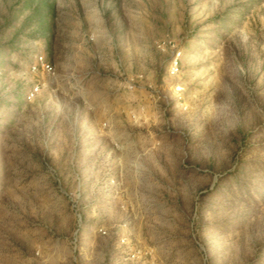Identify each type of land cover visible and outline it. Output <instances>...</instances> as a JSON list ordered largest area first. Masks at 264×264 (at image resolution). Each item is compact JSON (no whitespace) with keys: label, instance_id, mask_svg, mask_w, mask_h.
<instances>
[{"label":"rangeland","instance_id":"374dc122","mask_svg":"<svg viewBox=\"0 0 264 264\" xmlns=\"http://www.w3.org/2000/svg\"><path fill=\"white\" fill-rule=\"evenodd\" d=\"M0 264H264V0H0Z\"/></svg>","mask_w":264,"mask_h":264},{"label":"built area","instance_id":"2783aa9c","mask_svg":"<svg viewBox=\"0 0 264 264\" xmlns=\"http://www.w3.org/2000/svg\"><path fill=\"white\" fill-rule=\"evenodd\" d=\"M28 70L30 71V73H34V74H40V75H50L52 77L56 76V67L55 64L48 59V57L39 52L34 56V59L32 61V63L30 64ZM178 71V59L176 58L175 61L172 63L171 65V73L175 74ZM45 83H34L31 88H29V90L27 91V98L29 100H33L36 98L37 94L40 92L41 88L44 87ZM104 178L109 180V186L110 188H108V190L110 191V193H113L115 191L114 189V185H115V180H114V174L112 175L110 172H108L106 175H104ZM82 191H80V187H78L76 189V191L73 194V197H71L70 195V207L75 210V211H80L81 210V197H82ZM82 215L81 213L78 214L77 217V228L75 230V234H79L81 227H82ZM122 227L125 226L124 225H120ZM99 234H101L102 236H107L108 235V229L105 228L104 226H101L98 229ZM125 234V233H124ZM118 238L120 240V242L123 244V246L125 247V249L127 250V259H140L141 257H143L144 255L147 254V252H143L142 249H137L134 248L130 245V241H129V236L127 235H122L119 236L118 233ZM75 240H77V238L75 237ZM37 254H39V251L36 252Z\"/></svg>","mask_w":264,"mask_h":264}]
</instances>
